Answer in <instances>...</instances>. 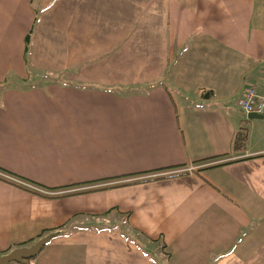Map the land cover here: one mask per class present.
<instances>
[{
	"label": "crops",
	"instance_id": "crops-1",
	"mask_svg": "<svg viewBox=\"0 0 264 264\" xmlns=\"http://www.w3.org/2000/svg\"><path fill=\"white\" fill-rule=\"evenodd\" d=\"M248 88L264 0H0V169L40 193L0 179V256L50 231L29 264H264Z\"/></svg>",
	"mask_w": 264,
	"mask_h": 264
},
{
	"label": "trees",
	"instance_id": "trees-1",
	"mask_svg": "<svg viewBox=\"0 0 264 264\" xmlns=\"http://www.w3.org/2000/svg\"><path fill=\"white\" fill-rule=\"evenodd\" d=\"M161 84H163L166 91L169 93V95H171L170 88L167 85H165L164 82H162ZM247 131H248V129L245 127L236 133V135L234 136V139H233V143H232V150L233 151H235V152L236 151H243L245 149V145H246V141H247ZM229 155L230 154L225 153V154L214 156L212 158H208L205 160H199L198 162H195V163H202L205 161H210L213 159H220V158L224 159V158H227ZM226 164H228V162L224 163V164H220V165H226ZM177 176L178 175L151 176L150 178H142L140 181H136V182H133L132 180H128V179L133 178L135 176H130L129 178H122V179L116 178L118 180H115V181H118V182L115 185L104 187L103 189H111V188L123 187V186L138 184V183H146V182H151V181H156V180H161V179H166V178H172V177H177ZM0 179L9 183V184L15 185L18 188L27 190V191L32 192L34 194H38V195L40 194L39 192L31 190L30 187H31V185H33V182H31L27 179H24V178L17 177L15 175L3 170V169H0ZM108 180H110V179H108ZM103 181H105V180H103ZM120 181H125V182H120ZM36 187L39 189H42L38 186H36ZM48 234H50V235H48ZM46 235L50 236V239L58 236V234H55L54 232L46 231V232H43L40 235L36 236L35 238L28 240L27 242H23V243L19 244L18 247L21 248V247H24L30 243L36 242L37 240L43 238Z\"/></svg>",
	"mask_w": 264,
	"mask_h": 264
},
{
	"label": "water",
	"instance_id": "water-1",
	"mask_svg": "<svg viewBox=\"0 0 264 264\" xmlns=\"http://www.w3.org/2000/svg\"><path fill=\"white\" fill-rule=\"evenodd\" d=\"M248 119H262L264 116L247 114ZM50 242V236H44L29 247L12 250L0 256V264H29V261L38 256L42 249Z\"/></svg>",
	"mask_w": 264,
	"mask_h": 264
},
{
	"label": "built area",
	"instance_id": "built-area-1",
	"mask_svg": "<svg viewBox=\"0 0 264 264\" xmlns=\"http://www.w3.org/2000/svg\"><path fill=\"white\" fill-rule=\"evenodd\" d=\"M238 107L245 114L264 116V91L259 93L255 88H248L239 100Z\"/></svg>",
	"mask_w": 264,
	"mask_h": 264
},
{
	"label": "rangeland",
	"instance_id": "rangeland-1",
	"mask_svg": "<svg viewBox=\"0 0 264 264\" xmlns=\"http://www.w3.org/2000/svg\"><path fill=\"white\" fill-rule=\"evenodd\" d=\"M173 97H174V93H173ZM176 98V97H175ZM48 236V235H47ZM145 247L149 250V246H146L145 245ZM149 253L151 254V257L153 258V259H155L156 257H157V254L156 253H154V252H152L151 250H149ZM36 258V257H35ZM31 261V260H30ZM32 262V261H31Z\"/></svg>",
	"mask_w": 264,
	"mask_h": 264
}]
</instances>
